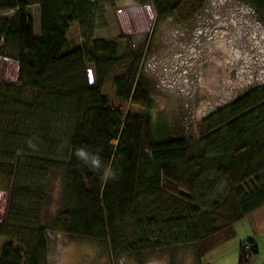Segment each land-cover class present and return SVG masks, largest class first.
I'll use <instances>...</instances> for the list:
<instances>
[{
  "label": "trees",
  "instance_id": "1",
  "mask_svg": "<svg viewBox=\"0 0 264 264\" xmlns=\"http://www.w3.org/2000/svg\"><path fill=\"white\" fill-rule=\"evenodd\" d=\"M117 1L0 0V13L13 12L0 16V58L18 62L17 80H0V264H49V229L104 241L116 256L191 244L201 257L264 206V80L209 112L196 134H174L150 112L141 56L95 37ZM134 1L184 25L206 4ZM242 1L264 16V0ZM75 23L81 43L69 38ZM109 81L146 111L115 106ZM52 172L62 174L63 207L45 225ZM258 253L254 237L242 240L238 264Z\"/></svg>",
  "mask_w": 264,
  "mask_h": 264
},
{
  "label": "rangeland",
  "instance_id": "2",
  "mask_svg": "<svg viewBox=\"0 0 264 264\" xmlns=\"http://www.w3.org/2000/svg\"><path fill=\"white\" fill-rule=\"evenodd\" d=\"M205 3L202 14L184 25L174 16L158 21L153 5L118 0L105 12V27L95 32V37L118 39L122 52L130 50L141 56L142 80L154 97L150 112L180 136L196 134L200 120L209 112L264 80V16L242 0ZM33 12L36 17L37 9ZM12 13L1 12L0 16ZM38 26L37 19V32ZM69 38L83 41L78 26L72 27ZM90 70L94 75L93 64ZM17 75L18 62L0 58V80L16 81ZM104 91L125 111H146L120 101L112 81ZM62 179L60 172L49 175L42 224H52L63 207ZM7 203V192L0 190V223ZM253 220H264V206L237 221L235 237L201 257L191 244L116 256L104 241L49 229L47 259L49 264H238L240 243L256 237L260 252L253 264H264V229H257Z\"/></svg>",
  "mask_w": 264,
  "mask_h": 264
},
{
  "label": "crops",
  "instance_id": "3",
  "mask_svg": "<svg viewBox=\"0 0 264 264\" xmlns=\"http://www.w3.org/2000/svg\"><path fill=\"white\" fill-rule=\"evenodd\" d=\"M36 20H37V18H36ZM74 26H78V28H79V30H80V26H79V24L78 23H75L72 27H74ZM8 194V193H7ZM256 212V211H255ZM254 212V213H255ZM253 221H255V223L257 222L258 223V225H256V228L257 229H264V225L262 224V222L264 221H262V220H253ZM2 222V221H1ZM255 223H254V225H255ZM235 226H236V224H235ZM235 229H236V227H235ZM237 232V231H236ZM255 239H256V237H254ZM5 241V237L3 236V235H0V248H1V245L3 244V242ZM229 241V240H228ZM228 241H226V242H228ZM256 241H257V239H256ZM258 243V242H257ZM221 244H223V243H221ZM220 244V245H221ZM220 245H218V246H220ZM258 245H259V243H258ZM259 252H260V249H259ZM259 254V253H258Z\"/></svg>",
  "mask_w": 264,
  "mask_h": 264
},
{
  "label": "water",
  "instance_id": "4",
  "mask_svg": "<svg viewBox=\"0 0 264 264\" xmlns=\"http://www.w3.org/2000/svg\"><path fill=\"white\" fill-rule=\"evenodd\" d=\"M89 75H90L91 82H93L94 78H93L92 70L89 71Z\"/></svg>",
  "mask_w": 264,
  "mask_h": 264
}]
</instances>
